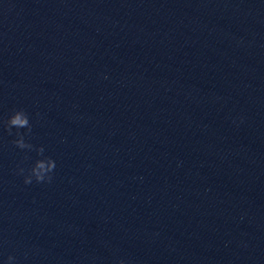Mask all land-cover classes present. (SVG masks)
Listing matches in <instances>:
<instances>
[{"label": "water", "instance_id": "95a60500", "mask_svg": "<svg viewBox=\"0 0 264 264\" xmlns=\"http://www.w3.org/2000/svg\"><path fill=\"white\" fill-rule=\"evenodd\" d=\"M19 107L57 166L0 125V259L264 264V0H0Z\"/></svg>", "mask_w": 264, "mask_h": 264}, {"label": "clouds", "instance_id": "9594fccd", "mask_svg": "<svg viewBox=\"0 0 264 264\" xmlns=\"http://www.w3.org/2000/svg\"><path fill=\"white\" fill-rule=\"evenodd\" d=\"M0 125L12 137L11 143L23 153L22 158L16 163L15 174L22 178L25 185L34 182L51 183L57 162L51 155L46 154L43 144L33 142L30 114L23 107L15 108L6 118L0 117ZM32 153H35V156ZM0 264H18L17 257L9 254L6 258L0 259ZM116 264L128 262L124 258H119Z\"/></svg>", "mask_w": 264, "mask_h": 264}]
</instances>
